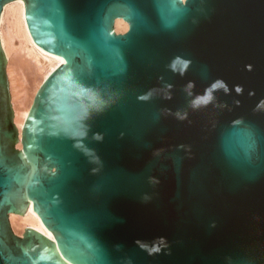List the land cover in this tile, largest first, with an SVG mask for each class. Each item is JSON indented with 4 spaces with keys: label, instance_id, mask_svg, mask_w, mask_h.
Returning <instances> with one entry per match:
<instances>
[{
    "label": "water",
    "instance_id": "water-1",
    "mask_svg": "<svg viewBox=\"0 0 264 264\" xmlns=\"http://www.w3.org/2000/svg\"><path fill=\"white\" fill-rule=\"evenodd\" d=\"M22 3L64 64L20 132L0 40V264H264V0Z\"/></svg>",
    "mask_w": 264,
    "mask_h": 264
},
{
    "label": "bare ground",
    "instance_id": "bare-ground-1",
    "mask_svg": "<svg viewBox=\"0 0 264 264\" xmlns=\"http://www.w3.org/2000/svg\"><path fill=\"white\" fill-rule=\"evenodd\" d=\"M0 40L7 59L14 121L21 132L39 87L58 66L64 64V59L39 54L26 24L22 0L5 6L0 20ZM18 147H21L20 143ZM10 222L18 235L31 227L52 238L32 205L28 206L24 216L10 215Z\"/></svg>",
    "mask_w": 264,
    "mask_h": 264
}]
</instances>
